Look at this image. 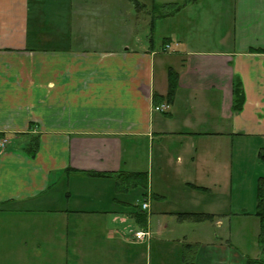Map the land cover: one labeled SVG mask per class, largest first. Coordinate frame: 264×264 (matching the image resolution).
Masks as SVG:
<instances>
[{
	"label": "crops",
	"instance_id": "0c3cea01",
	"mask_svg": "<svg viewBox=\"0 0 264 264\" xmlns=\"http://www.w3.org/2000/svg\"><path fill=\"white\" fill-rule=\"evenodd\" d=\"M118 1L0 0V262L49 264L52 248L65 264H244V223L231 220L247 214L230 195V147L264 150V0L186 3L164 17L158 44L153 36L138 49L108 33ZM146 22L154 31L155 18ZM88 24L99 25L92 39ZM200 27L211 35L192 47L186 36ZM169 67L177 89L168 111L154 112ZM120 171L146 174L145 227L119 203L130 192L86 175ZM60 179L77 189L73 209L49 196ZM131 230L150 236L136 242Z\"/></svg>",
	"mask_w": 264,
	"mask_h": 264
},
{
	"label": "rangeland",
	"instance_id": "374dc122",
	"mask_svg": "<svg viewBox=\"0 0 264 264\" xmlns=\"http://www.w3.org/2000/svg\"><path fill=\"white\" fill-rule=\"evenodd\" d=\"M157 0H154L155 3H158ZM153 0H119L116 5L111 7L113 10L112 16L117 19L116 24H112V31L108 33L112 36L114 43H117V47L126 46L133 49L141 48L144 42L150 37L154 36L156 43L160 39L159 33H164L166 26L165 18L157 17L165 12H170L171 7L166 8H153ZM195 1L184 0L182 3H187L191 5ZM138 3V5H137ZM158 5H162L159 4ZM155 18V30H150L152 24L146 22L147 16ZM162 25L160 31L159 27ZM99 27L97 24H88L86 25V35L89 34V38L92 39L96 36V27ZM101 27H107V25H101ZM202 27V26H201ZM199 28L198 31L190 32L186 38L191 41L190 46H196V40L202 39L203 37H208L211 35L207 31H201L202 28ZM48 29V28H47ZM108 29V27H107ZM200 31V35L198 34ZM193 38V39H191ZM142 44V45H141ZM158 44V43H157ZM172 58H167L169 62L167 65L173 63ZM240 145V146H239ZM259 145V144H258ZM231 146V145H230ZM256 143H251L248 141L235 142L234 148L230 147V186L229 191L232 196H241L242 202L245 207V213L247 214L246 218H233L231 223L233 226H236L238 223L235 220L239 221L243 225L244 232V241L241 244L244 246V252L246 258H256L255 252L260 254V250L257 244V237H254V230H257L255 221V216L252 214L255 208V190L258 184L259 178H264V158L259 157V152H263L261 149L256 148ZM264 147V145H260ZM258 147V146H257ZM145 170L146 167H142ZM71 193V194H70ZM77 189H75L74 184L69 183L67 186L64 182V179L56 182L49 192V196L54 198H60L62 204L56 205L55 208H75L76 200L70 199V195L76 194ZM134 194H137L135 191ZM133 194V203L137 201ZM140 201V200H139ZM253 210V212L251 211ZM253 222L255 224H253ZM232 226V227H233ZM234 229H236L234 227ZM235 235L232 233V236ZM240 235V233H239ZM241 235L243 233L241 232ZM240 240L238 239L237 242ZM244 256V257H245ZM66 260L64 257V249H52L49 248V264H65ZM0 264H4L0 262Z\"/></svg>",
	"mask_w": 264,
	"mask_h": 264
},
{
	"label": "trees",
	"instance_id": "16d2710c",
	"mask_svg": "<svg viewBox=\"0 0 264 264\" xmlns=\"http://www.w3.org/2000/svg\"><path fill=\"white\" fill-rule=\"evenodd\" d=\"M190 2L194 0H188ZM154 2V0H153ZM186 3L182 4H162L156 5L155 2L152 3L154 8H166L171 7L170 12H165L159 17H166L171 15L175 11L181 9ZM138 5V3H137ZM252 51V49H251ZM178 84V74L172 69H167V91L164 96H159L157 94H153V105H158L162 102H166L170 104L174 98L176 89ZM245 101V96L242 88V83L239 77H234L232 82V103H231V111L239 112L241 111L243 104ZM0 139H3V136L0 134ZM30 154L33 156L37 151L36 138L32 139ZM259 157L264 158V150L263 152H259ZM87 176L94 178H112L114 179V189L115 194H127L130 192V195L133 196L136 191L137 194H134L135 199L137 200L135 204L132 202L122 203L121 206L125 208V212L129 216V218L137 221L139 226L145 227L146 225V213L142 211L140 205L137 202L145 201L147 199V177L145 173H128L125 171H120L117 173H86ZM203 189V188H202ZM129 195V196H130ZM133 200V199H132ZM140 200V201H139ZM253 215L257 218L259 222V233L257 236V244L260 250V256L258 258H245L244 264H264V178H259L258 184L255 190V208ZM181 216H190V215H181ZM195 219H204V218H212L210 216H202L195 215Z\"/></svg>",
	"mask_w": 264,
	"mask_h": 264
},
{
	"label": "built area",
	"instance_id": "2783aa9c",
	"mask_svg": "<svg viewBox=\"0 0 264 264\" xmlns=\"http://www.w3.org/2000/svg\"><path fill=\"white\" fill-rule=\"evenodd\" d=\"M162 51L164 53H170V51L173 52L170 49L169 45H165L164 48L162 49ZM168 109H169V104L166 102H162V103L155 105V106L153 105V107H152V110L154 112H158V113H166L168 111ZM6 144H7V140L5 138L0 139V150L4 149ZM147 207L148 206L146 203H143L141 206L142 209H147ZM130 233H131L133 240L136 242L143 241L145 238H149V236H150L149 232L142 231V230H131Z\"/></svg>",
	"mask_w": 264,
	"mask_h": 264
}]
</instances>
